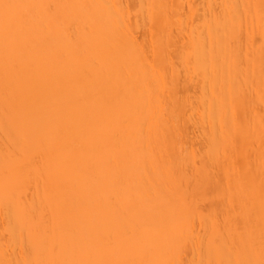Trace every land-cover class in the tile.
I'll return each instance as SVG.
<instances>
[{
    "label": "bare ground",
    "instance_id": "6f19581e",
    "mask_svg": "<svg viewBox=\"0 0 264 264\" xmlns=\"http://www.w3.org/2000/svg\"><path fill=\"white\" fill-rule=\"evenodd\" d=\"M0 264H264V0H0Z\"/></svg>",
    "mask_w": 264,
    "mask_h": 264
}]
</instances>
